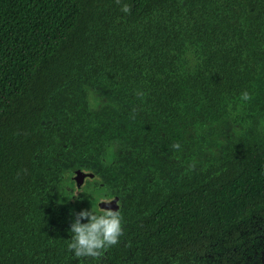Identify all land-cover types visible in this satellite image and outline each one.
<instances>
[{
	"label": "trees",
	"instance_id": "16d2710c",
	"mask_svg": "<svg viewBox=\"0 0 264 264\" xmlns=\"http://www.w3.org/2000/svg\"><path fill=\"white\" fill-rule=\"evenodd\" d=\"M0 264H264V0H0Z\"/></svg>",
	"mask_w": 264,
	"mask_h": 264
},
{
	"label": "clouds",
	"instance_id": "9594fccd",
	"mask_svg": "<svg viewBox=\"0 0 264 264\" xmlns=\"http://www.w3.org/2000/svg\"><path fill=\"white\" fill-rule=\"evenodd\" d=\"M121 10L125 13L130 11L126 4ZM73 197L79 199L77 192H73ZM97 199L99 205L101 203L111 205L114 200L111 195L103 194L99 195ZM116 204L117 208L115 209L112 207L101 208L100 206L94 209L91 205L90 209H81L75 213L69 228L71 239L67 244L68 251L75 259L99 257L110 246L118 243L123 233V218L117 201Z\"/></svg>",
	"mask_w": 264,
	"mask_h": 264
},
{
	"label": "water",
	"instance_id": "95a60500",
	"mask_svg": "<svg viewBox=\"0 0 264 264\" xmlns=\"http://www.w3.org/2000/svg\"><path fill=\"white\" fill-rule=\"evenodd\" d=\"M93 176H94V175L91 174V173L88 174V173H84V172H82V171H77V172L75 173L74 180H75V182H76L77 187H81L82 184L84 183V181H85L87 178H93ZM116 201L119 202V199H118V198H115V199L113 200V202L111 203V205H106V204H104V203H101L99 206H100L101 208L112 207L113 209H115V208H117ZM118 205H119V204H118Z\"/></svg>",
	"mask_w": 264,
	"mask_h": 264
},
{
	"label": "rangeland",
	"instance_id": "374dc122",
	"mask_svg": "<svg viewBox=\"0 0 264 264\" xmlns=\"http://www.w3.org/2000/svg\"><path fill=\"white\" fill-rule=\"evenodd\" d=\"M85 183H86V180H85L84 183L82 184L81 188L85 185ZM81 188H80V189H81ZM72 203H73V202H72Z\"/></svg>",
	"mask_w": 264,
	"mask_h": 264
}]
</instances>
